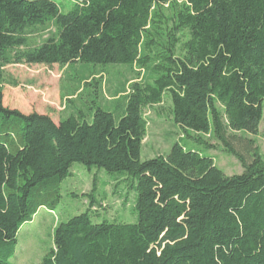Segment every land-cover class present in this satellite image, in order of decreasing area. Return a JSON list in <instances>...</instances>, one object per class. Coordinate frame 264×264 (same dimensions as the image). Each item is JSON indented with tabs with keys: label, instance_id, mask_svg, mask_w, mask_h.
Masks as SVG:
<instances>
[{
	"label": "trees",
	"instance_id": "trees-1",
	"mask_svg": "<svg viewBox=\"0 0 264 264\" xmlns=\"http://www.w3.org/2000/svg\"><path fill=\"white\" fill-rule=\"evenodd\" d=\"M51 24L57 35L15 62L127 65L136 78L114 111L98 102L100 80L87 84L91 115L56 123L5 107L8 53ZM167 98L185 137L208 150L205 137L219 142L243 172L228 176L180 143L143 161L145 111ZM0 116V264H13L41 208L55 210L75 164L118 174L137 218L96 223L95 177L89 208L58 225L41 264H264V158L255 142L250 160L232 143L264 120V0H77L67 13L51 0H0Z\"/></svg>",
	"mask_w": 264,
	"mask_h": 264
},
{
	"label": "rangeland",
	"instance_id": "rangeland-1",
	"mask_svg": "<svg viewBox=\"0 0 264 264\" xmlns=\"http://www.w3.org/2000/svg\"><path fill=\"white\" fill-rule=\"evenodd\" d=\"M56 2L62 12L71 10L77 0H51ZM57 35L54 25L46 29H39L29 36L26 47L10 51V64L2 68L4 86V104L11 110H19L24 114L37 112L50 115L56 123L67 118L77 109H82L91 115L92 88L87 87L88 82L102 81L101 93L98 100L104 108L114 111L118 93L124 92L136 78L135 72L127 65H90L76 64L70 67L60 65H28L24 62L17 64V56L32 51L50 38ZM135 71H139L137 67ZM143 73V72H142ZM88 88V89H87ZM118 117V115H116ZM145 116L149 122L148 135L142 149V160H151L157 156L167 155L171 147L180 143L192 147L197 151L211 156L216 165L228 176L241 174L243 167L240 161L230 155L217 141L205 137L213 146L208 150L204 145L193 142L183 134L181 128L176 126L171 115V101L167 98L164 104L147 109ZM4 120L0 116V129L4 127ZM232 141L236 149L248 160V144L255 142L264 158V120L259 134L252 136L245 133H236ZM118 174H110L96 168L88 170L82 164H75L72 176L61 186L62 198L56 204L55 210L44 208L36 217L25 224L18 234L16 254L12 259L13 264H41L43 259L54 248V232L59 224L69 221L87 211L90 202L84 195L93 191L94 178H98L96 198L102 206L96 207L100 219L133 223L137 218L134 209L135 193L124 185L116 188L113 181ZM93 212V213H95Z\"/></svg>",
	"mask_w": 264,
	"mask_h": 264
},
{
	"label": "crops",
	"instance_id": "crops-1",
	"mask_svg": "<svg viewBox=\"0 0 264 264\" xmlns=\"http://www.w3.org/2000/svg\"><path fill=\"white\" fill-rule=\"evenodd\" d=\"M44 115H48V114H44ZM42 209H44V208H41L39 211H41ZM36 217V216H35Z\"/></svg>",
	"mask_w": 264,
	"mask_h": 264
}]
</instances>
